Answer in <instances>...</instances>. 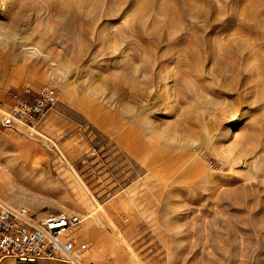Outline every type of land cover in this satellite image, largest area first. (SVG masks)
<instances>
[{"label":"rangeland","instance_id":"rangeland-1","mask_svg":"<svg viewBox=\"0 0 264 264\" xmlns=\"http://www.w3.org/2000/svg\"><path fill=\"white\" fill-rule=\"evenodd\" d=\"M44 84L3 202L81 215L98 264H264V0H0V99Z\"/></svg>","mask_w":264,"mask_h":264},{"label":"built area","instance_id":"built-area-1","mask_svg":"<svg viewBox=\"0 0 264 264\" xmlns=\"http://www.w3.org/2000/svg\"><path fill=\"white\" fill-rule=\"evenodd\" d=\"M57 100L58 90L49 84L37 89H6L0 99V126L35 127ZM82 222L77 213L36 214L0 199V261L12 258L24 264H98L86 257L87 243L74 237Z\"/></svg>","mask_w":264,"mask_h":264},{"label":"crops","instance_id":"crops-1","mask_svg":"<svg viewBox=\"0 0 264 264\" xmlns=\"http://www.w3.org/2000/svg\"><path fill=\"white\" fill-rule=\"evenodd\" d=\"M93 221H94V219H92L91 222H93ZM84 229H86V230L84 231V232H85V235H88V234H89V235L91 234V236L93 235V234H92V229H90L89 227H85ZM131 233H132V232H131ZM131 233H130V234H131ZM130 234H129V235H130ZM85 235H84V236H85ZM79 236H81V235H79ZM84 236H83V237H84ZM100 253H101V254H100V257L105 256L106 252H105L104 248H102V250H101ZM90 257H91L93 260H95V259H94L95 257H94L93 255H90ZM103 259H107V260H109L108 257H106V258L103 257Z\"/></svg>","mask_w":264,"mask_h":264},{"label":"bare ground","instance_id":"bare-ground-1","mask_svg":"<svg viewBox=\"0 0 264 264\" xmlns=\"http://www.w3.org/2000/svg\"><path fill=\"white\" fill-rule=\"evenodd\" d=\"M30 129H32L33 130V127H30ZM20 167V166H19ZM154 168V167H153ZM20 169V168H19ZM22 169H24V168H22ZM21 170V169H20ZM10 172H9V174H11V172L13 173H18L19 171H18V169H16V167H11V170H9ZM24 171V170H23ZM6 174L8 173V172H5ZM88 259L89 260H91V261H93V262H95L91 257H90V255H89V251H88ZM38 264H45V263H38Z\"/></svg>","mask_w":264,"mask_h":264}]
</instances>
